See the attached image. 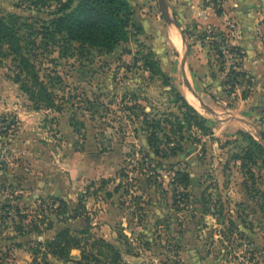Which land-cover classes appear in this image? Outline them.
Returning <instances> with one entry per match:
<instances>
[{
  "label": "rangeland",
  "instance_id": "obj_1",
  "mask_svg": "<svg viewBox=\"0 0 264 264\" xmlns=\"http://www.w3.org/2000/svg\"><path fill=\"white\" fill-rule=\"evenodd\" d=\"M127 1L142 30L110 53L90 50L78 57L69 51L60 57L55 45L31 51L40 76L59 77V112L34 110L11 80L10 56L1 58L0 264H61L45 253L44 241L60 229L72 233L84 226L83 216L72 213L77 204L89 219V233L119 253L115 264H264V155L257 157L248 139L264 148V0H164L177 27L163 19L156 0ZM54 6L0 0V15L45 20ZM214 28L226 40L221 56L206 38L200 40L201 32ZM185 44L183 71L203 106L183 84L179 62ZM146 49L207 125L205 131L185 125L181 150L164 158L152 154L139 123L130 122L124 109L133 104L127 101L133 94L145 111L156 106L180 116L173 92L142 68ZM199 50L208 55L210 79L188 71ZM248 61L256 73L243 69ZM236 72L243 75L233 83ZM221 90L230 96L226 101H219ZM254 91L260 95L253 97ZM238 98L259 110L249 114L250 107L244 108L245 124L224 127L213 109H231L227 101ZM94 106L91 116L86 108ZM72 116L83 124L78 133L69 126ZM248 150L254 161L246 158ZM57 200L66 203L64 215ZM117 231L125 241L117 240ZM70 254L77 258L79 250ZM107 260L100 257L97 264Z\"/></svg>",
  "mask_w": 264,
  "mask_h": 264
},
{
  "label": "trees",
  "instance_id": "obj_2",
  "mask_svg": "<svg viewBox=\"0 0 264 264\" xmlns=\"http://www.w3.org/2000/svg\"><path fill=\"white\" fill-rule=\"evenodd\" d=\"M24 1L27 7L32 8L47 6L49 2L55 4L51 16L45 20H28V17L15 14L0 15V61L3 56H10V61L15 68L11 80L17 84L34 110L48 109L57 112L61 110V104L57 102L55 94V85L60 80L58 76L47 74L40 76L31 60V51L38 47L46 48L49 45H55L60 57H64L71 51L78 57L87 55L90 50L97 53H110L120 43L128 41L131 36L142 30L141 24L127 0H78L74 5V0ZM211 1L212 4H215L216 0ZM214 13L217 16L220 15V9H215ZM214 30L215 32L212 33V29H210L209 34H205V31L201 32L200 40L207 38L209 48L214 50L217 56H221L220 45L223 44L225 38L220 30L215 28ZM237 49L238 47L231 46V50H235V53L239 55ZM140 59L142 68L150 76L159 80L162 86L168 87L165 92H173L172 102L180 116H176L169 110H160L156 106H150L149 110L145 111L143 106L135 102L136 98L133 94L127 100L134 101L133 104L125 106L124 109L130 110L131 117H128L130 122L139 123V130L144 132L146 144L152 154L164 158L181 150L182 130L185 125L205 131L207 129L206 119L185 100L178 89L173 88L169 83L168 76L160 69L158 60L150 49H146ZM241 75L243 73L236 72L231 78V82L237 81L236 77ZM96 108L94 106V108L89 107L86 110L90 111L92 116L96 112ZM69 126L73 132L78 133L83 124L81 120L72 116L69 117ZM237 132L242 131L237 130ZM259 137L264 142V137L262 135ZM248 139L250 146L256 151V156L264 155L263 146L250 136ZM246 158L254 161L252 150L247 151ZM261 163L264 165V159ZM58 202L60 213L64 215L67 209L66 203L62 200ZM72 213L75 216H83L84 226L72 233L68 228L58 230L50 239L44 241L46 254L54 257L61 264H97L100 257L103 258V261L108 259L110 264H115L121 259L119 253L109 242L89 233V219L82 212L79 204L72 210ZM14 231L24 233L20 226H14ZM116 235L117 240L125 239V236L119 231L116 232ZM220 236L223 240H228L230 237L224 233H221ZM83 245H86L87 249ZM72 249L79 250L77 258L71 256L70 250ZM126 251L128 253V250ZM122 264L126 263L122 262Z\"/></svg>",
  "mask_w": 264,
  "mask_h": 264
},
{
  "label": "crops",
  "instance_id": "obj_3",
  "mask_svg": "<svg viewBox=\"0 0 264 264\" xmlns=\"http://www.w3.org/2000/svg\"><path fill=\"white\" fill-rule=\"evenodd\" d=\"M168 7H170L169 6V3H168ZM195 47H196V45H195ZM198 53H199V55H197L195 57V59H192L191 63H189L190 62L189 61V58L188 57L186 58V64H187V62L189 63V65L187 64L188 71H189V67H191L192 70H195V69L198 70L202 76H205L208 79L209 78V77H207L208 76L207 75L208 55L206 54V52L204 50H199ZM249 56L250 55L247 52V57H249ZM194 61H196V62H194ZM245 64H247V67L246 66H243V69L244 70H247L249 73H252L253 74V73H256V71L258 70V69H253L252 65L250 64V61L246 62ZM209 81H212V80H209ZM223 94H224L223 90L217 92V95L219 97V101H221V102L223 100L226 101V98L227 99L230 98V96H226V95H223ZM259 95H260V92L259 91H254L253 94H252L253 97L254 96H259ZM244 101L245 100L244 99H241V98H238V102H236V101H233V102L227 101V103H229V104L232 103L234 106L236 105L235 108L233 106L231 109H229L230 107L229 106H226L225 108L218 109V111H217V109H213V110H216L217 113H220V114L221 113H225L224 116H219L220 114H218V116H215V114H213V113H211V114H213V116L215 118L219 119V122H221V123H223V125H225L224 127L233 126V127H237L238 128V126H236L237 124L238 125H240L241 123L245 124L244 123V120L242 118L244 116L246 117V115H247V113L246 112H243L242 109H244V108L247 109L248 107H250L249 104H248V102H247L248 100H246L245 102ZM221 102H219V103H221ZM229 110H231L233 112L232 115H229L228 114V111ZM258 110L259 109L256 106H252V107L249 108L248 113L251 114L252 111H258ZM237 116L240 117V119ZM246 124L249 125V126H251V127H253L248 122ZM253 129H254V131L256 133L257 131L255 130L254 127H253Z\"/></svg>",
  "mask_w": 264,
  "mask_h": 264
},
{
  "label": "water",
  "instance_id": "obj_4",
  "mask_svg": "<svg viewBox=\"0 0 264 264\" xmlns=\"http://www.w3.org/2000/svg\"><path fill=\"white\" fill-rule=\"evenodd\" d=\"M157 2V6L159 8V11L163 17V19L168 22V23H172L174 26H178L177 23L175 21H173L169 15H168V11H167V6L164 0H156ZM180 36L181 33H179ZM188 46L185 44L184 46V50L181 54V58H180V62H179V68L182 74V79H183V84L185 86V88L191 93V95L197 100V102L199 103V105L203 106L202 101L197 97V95L195 94V92H193L187 78L185 77L184 71H183V64H184V60H185V56H186V51H187Z\"/></svg>",
  "mask_w": 264,
  "mask_h": 264
},
{
  "label": "built area",
  "instance_id": "obj_5",
  "mask_svg": "<svg viewBox=\"0 0 264 264\" xmlns=\"http://www.w3.org/2000/svg\"><path fill=\"white\" fill-rule=\"evenodd\" d=\"M208 33H209V30H208ZM210 37V36H209ZM207 39V38H206ZM210 39V38H209ZM207 41V40H206ZM226 41V40H225ZM221 53H222V50H221Z\"/></svg>",
  "mask_w": 264,
  "mask_h": 264
}]
</instances>
